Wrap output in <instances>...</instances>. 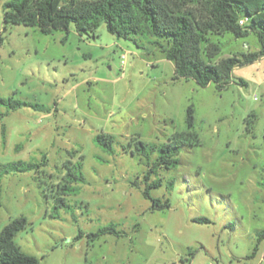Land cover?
I'll list each match as a JSON object with an SVG mask.
<instances>
[{"label":"rangeland","instance_id":"1","mask_svg":"<svg viewBox=\"0 0 264 264\" xmlns=\"http://www.w3.org/2000/svg\"><path fill=\"white\" fill-rule=\"evenodd\" d=\"M7 1L0 97L37 107L0 119V163L44 165L0 179V231L25 217L13 241L40 264H264V51L235 66L223 90L201 87L175 79L155 38H118L104 23L88 35L5 25ZM206 38L203 53L219 48L214 62L264 50L252 33ZM174 140V168L155 166L157 151H137L138 141ZM68 161L81 164L84 182L57 207ZM154 198L169 206L154 208ZM107 227L116 233L92 236Z\"/></svg>","mask_w":264,"mask_h":264},{"label":"trees","instance_id":"2","mask_svg":"<svg viewBox=\"0 0 264 264\" xmlns=\"http://www.w3.org/2000/svg\"><path fill=\"white\" fill-rule=\"evenodd\" d=\"M3 22L23 24L38 28L43 34L62 30L66 33L73 25L79 35L93 34L102 23L107 31L118 38H155L159 49L167 60L174 64L175 79H193L199 86L214 83L223 90L229 82L232 69L257 60L264 50L250 52L241 56L234 54L218 61H212L219 53L216 45H210L202 52L201 45L208 34L230 33L236 38L255 35L264 49V0H9L2 4ZM240 21H243L240 24ZM204 54V55H203ZM23 106L37 107L36 104L0 97V119L7 112ZM192 106L187 108L186 124L192 128L194 121ZM97 142L111 151L112 138L99 135ZM137 151L146 158L157 151L155 166L166 169L178 164L182 143L172 141L159 147L137 142ZM42 163L16 161L0 163V179L11 173L38 172ZM65 173L62 184L56 185L55 203L57 207H67L66 196L76 191L73 184L84 182L81 164H64ZM160 182H152L149 187H157ZM145 195L149 196L145 191ZM154 208L168 207L152 199ZM1 206V199H0ZM207 223V219H197ZM27 220L17 217L7 223L0 231V264H40L39 260L22 252L14 244L17 233L25 230ZM116 233L112 227L101 229L92 234ZM264 237V231L260 233Z\"/></svg>","mask_w":264,"mask_h":264},{"label":"built area","instance_id":"3","mask_svg":"<svg viewBox=\"0 0 264 264\" xmlns=\"http://www.w3.org/2000/svg\"><path fill=\"white\" fill-rule=\"evenodd\" d=\"M243 23V21H240V24H242Z\"/></svg>","mask_w":264,"mask_h":264}]
</instances>
